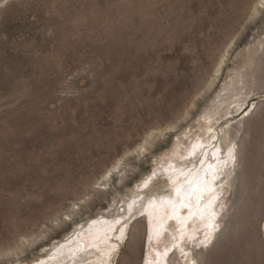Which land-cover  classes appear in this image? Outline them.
<instances>
[{"label":"rangeland","instance_id":"374dc122","mask_svg":"<svg viewBox=\"0 0 264 264\" xmlns=\"http://www.w3.org/2000/svg\"><path fill=\"white\" fill-rule=\"evenodd\" d=\"M262 43L264 0H0V264L157 263L148 203L174 188L167 171L207 135L239 74L246 100L210 148L257 106L238 137L232 217L219 213L224 236L198 248L213 264H264ZM99 223L111 237L101 251L117 245L110 259L73 261Z\"/></svg>","mask_w":264,"mask_h":264},{"label":"bare ground","instance_id":"6f19581e","mask_svg":"<svg viewBox=\"0 0 264 264\" xmlns=\"http://www.w3.org/2000/svg\"><path fill=\"white\" fill-rule=\"evenodd\" d=\"M263 49L264 43L259 46L258 52H261ZM245 93L246 88L244 76L239 74L235 78L233 88L229 90V92L224 94L219 93L218 97H220V99L216 104L217 110L214 113V116H217L215 117L216 122L214 121V123L206 126L205 133H207V135H203V137L200 136L201 141L194 143L192 148L189 150V153L182 158L180 163L178 162L179 164L173 166L172 168L170 167L167 171V176L171 178L174 188L170 192L154 194L152 200H150L151 202L148 203L149 206L153 205L152 210H155L153 211L154 215L151 224V238L153 239L150 243L151 246L157 248V253L161 254V256L158 257V262L155 264H191V262L192 264H213L212 262H209V259H206L208 249L205 247L198 248V246L202 241L209 239L208 242H211L210 248L212 250L218 245H216V243L222 236H224L226 230L228 229L227 225L217 232L216 230L218 229L217 227L221 220L216 221V219L219 213L224 212V217H227L228 221L231 220L232 214H230V210L232 208V204L231 206L229 204L231 199H227L226 196H228L227 194L231 191L230 188L236 185V180L243 170L242 163L244 148H242V140L238 137L243 132L242 130L245 129V119L253 114L257 106L253 110L248 111L245 118L237 121L236 125L235 122L229 123L227 128L223 131L219 144L212 149L210 148L212 147L211 143L214 138L217 137L215 125L222 122L220 120L223 118H234V111H239L243 106V102L246 100L244 98ZM220 107H223L222 111ZM244 111H246V109ZM244 111H242V113ZM212 119L215 120L214 118ZM240 137L242 138V135ZM205 146L209 147L206 148ZM204 147L207 151L209 150V153H205L209 154V156L207 155L208 158L206 156L207 159L203 158V162L200 161L199 165H194V161L198 163V157L203 154L204 150L206 151ZM144 148L145 146H143V149ZM210 168L212 170H210ZM193 171H198L200 175L205 178V188L203 193L199 195L194 193L190 197L176 196V189L180 187V185L189 182L192 177L188 176V173ZM209 188L212 190L209 191ZM161 197L164 198V203L160 202ZM169 197L172 198L173 203L177 206L187 204L188 207H177V210L173 212L171 204L168 203ZM137 202L138 201L135 200L134 204L132 203V205H130L132 206V209L135 208ZM209 203H211V207L208 206ZM227 207L228 209H226ZM149 208L146 209L151 210V208ZM190 210L193 213L192 218L186 220ZM162 213H164L165 218L162 223L163 227L160 228V221L157 224L156 220L162 219L158 217L159 215H162ZM213 224L215 225L214 228L211 227ZM144 225L142 224V220L136 223L134 226L135 230L132 235L133 241L137 238L139 243V240H141L143 236V229L146 228ZM103 226L107 225H101L100 223L99 225L95 224L92 226L91 230L96 233V231L98 232L101 230ZM158 229L159 235H157ZM67 249H69V246L61 247V249H58L55 252L53 257H64L68 251ZM166 250L168 251V254L164 257L163 253Z\"/></svg>","mask_w":264,"mask_h":264},{"label":"snow or ice","instance_id":"6c2138e0","mask_svg":"<svg viewBox=\"0 0 264 264\" xmlns=\"http://www.w3.org/2000/svg\"><path fill=\"white\" fill-rule=\"evenodd\" d=\"M210 170H212V169L210 168ZM188 176H191L192 178L189 180L188 183L182 184V185H180V187H178L176 189V191H175V195L176 196H181V197L189 196L190 197L194 193L197 194V195L203 193L204 188H205V178L203 176H201L198 171L190 172V173H188ZM208 190L211 191L212 189L209 188ZM160 202L164 203V198L163 197L160 198ZM168 203L171 204L173 212H175L177 210V207H180V208H187L188 207L187 204H181V205L177 206L175 203H173L171 197L168 198ZM208 206L211 207V203H209ZM192 215H193V213L190 210L189 211V215L186 218V220L187 219H191ZM112 223L116 224V223H119V221H113ZM211 227L214 228L215 225L213 224V225H211ZM125 229H126V226L124 228L120 229L121 235L117 239H122L124 237ZM91 231L92 230L90 229L89 232L91 233ZM157 235H159V229L157 230ZM110 240H111L110 236H107L106 234L102 236L98 232L95 236H93L92 240L87 245L80 244L78 247L72 248L70 250V258L74 261L77 258V254L78 253L83 254V253H91V252L94 251V252L100 253L104 257L110 259V257L112 256L113 252L116 250L117 245L113 244V245H110L109 247H105L103 251H101V247H100L101 244L109 245ZM203 247L207 248V247H209V245L208 244H204ZM167 254H168V251L166 250L163 253V256L166 257ZM157 256L160 257L161 254L157 253ZM104 264H107V259L105 260Z\"/></svg>","mask_w":264,"mask_h":264}]
</instances>
